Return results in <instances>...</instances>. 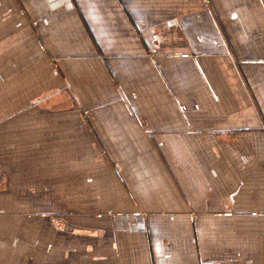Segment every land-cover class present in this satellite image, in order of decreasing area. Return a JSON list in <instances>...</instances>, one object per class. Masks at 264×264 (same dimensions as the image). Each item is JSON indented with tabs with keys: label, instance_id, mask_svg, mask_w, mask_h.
I'll return each mask as SVG.
<instances>
[{
	"label": "crops",
	"instance_id": "0c3cea01",
	"mask_svg": "<svg viewBox=\"0 0 264 264\" xmlns=\"http://www.w3.org/2000/svg\"><path fill=\"white\" fill-rule=\"evenodd\" d=\"M0 264H264V0H0Z\"/></svg>",
	"mask_w": 264,
	"mask_h": 264
},
{
	"label": "built area",
	"instance_id": "2783aa9c",
	"mask_svg": "<svg viewBox=\"0 0 264 264\" xmlns=\"http://www.w3.org/2000/svg\"><path fill=\"white\" fill-rule=\"evenodd\" d=\"M108 214H111L112 216H114L116 218L117 217L123 218L129 229H136L140 225L145 223V217L140 212L115 214L114 212L109 210Z\"/></svg>",
	"mask_w": 264,
	"mask_h": 264
},
{
	"label": "rangeland",
	"instance_id": "374dc122",
	"mask_svg": "<svg viewBox=\"0 0 264 264\" xmlns=\"http://www.w3.org/2000/svg\"><path fill=\"white\" fill-rule=\"evenodd\" d=\"M141 213V212H140Z\"/></svg>",
	"mask_w": 264,
	"mask_h": 264
}]
</instances>
